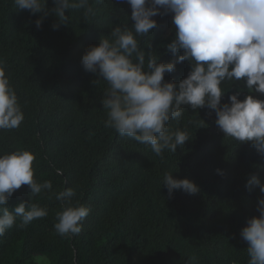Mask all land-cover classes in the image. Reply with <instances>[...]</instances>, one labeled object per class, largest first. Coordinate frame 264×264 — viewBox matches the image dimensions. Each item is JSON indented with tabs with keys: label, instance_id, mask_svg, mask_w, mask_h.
Segmentation results:
<instances>
[{
	"label": "trees",
	"instance_id": "1",
	"mask_svg": "<svg viewBox=\"0 0 264 264\" xmlns=\"http://www.w3.org/2000/svg\"><path fill=\"white\" fill-rule=\"evenodd\" d=\"M91 6L96 15L88 22L72 11L69 25L53 30L55 16L37 28L41 13L0 0V62L24 113L18 128L0 130V155L32 152L34 179L52 183L51 191L32 197L22 185L9 198V211L25 202L46 207L48 215L24 228L17 217L0 237V264H36L39 256L49 264H248L240 231L259 215L264 193L246 184L252 175L264 183V157L250 142L225 139L214 110L206 107L186 106L179 124L170 121L173 130H187L190 140L163 158L105 128L101 100L107 85L93 83L99 77L84 70L82 56L114 25L134 22L126 0H91ZM153 19L157 27L141 46L159 62H172L176 57L166 51L175 36L172 14ZM189 71V63L180 62L164 79L179 82ZM224 86L222 104L237 91L241 100L249 94L243 82ZM166 172L193 181L200 191L174 190L170 196L162 185ZM68 187L76 189L73 204L91 209L81 233L71 238L54 230L62 210L54 193Z\"/></svg>",
	"mask_w": 264,
	"mask_h": 264
},
{
	"label": "clouds",
	"instance_id": "2",
	"mask_svg": "<svg viewBox=\"0 0 264 264\" xmlns=\"http://www.w3.org/2000/svg\"><path fill=\"white\" fill-rule=\"evenodd\" d=\"M52 3L54 6L49 8L48 0H14L18 10L42 14L35 21L37 28L49 15L56 17L53 30L69 25L72 11L79 12L84 22L96 15L91 0ZM126 3L131 7L132 26L114 25L108 36H102L82 56L84 70L99 77L93 83L103 81L107 85L101 100L106 113L104 127L115 130L120 137L150 146L156 156L163 158L165 151L176 153L178 146L183 147L190 140L187 130H173L170 121L179 124L186 106L194 111L206 107L214 110L215 124L225 139L241 144L250 142L264 157V0ZM168 14H172L175 36L166 45V51L176 59L162 63L155 52L146 53L141 45L157 27L153 17ZM178 53L182 54L177 56ZM184 61L190 65L186 78L165 81V74L172 73L176 64ZM236 82H243L249 94L241 100V91H237L222 104L228 92L224 85ZM23 120L18 97L0 62V130L16 129ZM198 125L205 123L199 119ZM34 160L35 155L28 150L0 155V237L13 227L17 217L21 220L18 227L24 228L48 215L46 207L36 204L21 202L11 211L7 207L9 198L22 185L29 187L31 197L51 191V181L40 183L34 179ZM216 171L223 175L222 170ZM162 185L170 196L174 190L190 195L200 191L193 181L174 178L168 172ZM255 187L264 193V183L252 175L246 188L252 191ZM54 195L62 204V210L56 213L55 232L66 238L79 235L91 209L72 203L75 188L68 187ZM257 211L259 215L247 219L240 231L248 245V264H264V197L259 198Z\"/></svg>",
	"mask_w": 264,
	"mask_h": 264
},
{
	"label": "rangeland",
	"instance_id": "3",
	"mask_svg": "<svg viewBox=\"0 0 264 264\" xmlns=\"http://www.w3.org/2000/svg\"><path fill=\"white\" fill-rule=\"evenodd\" d=\"M256 96H259V94H254ZM36 264H49L48 260L45 257L39 256L35 257Z\"/></svg>",
	"mask_w": 264,
	"mask_h": 264
}]
</instances>
